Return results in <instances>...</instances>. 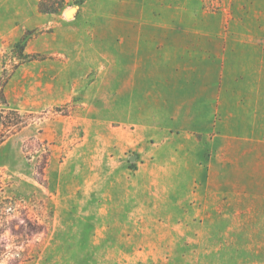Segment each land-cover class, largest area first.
Segmentation results:
<instances>
[{
    "label": "rangeland",
    "instance_id": "374dc122",
    "mask_svg": "<svg viewBox=\"0 0 264 264\" xmlns=\"http://www.w3.org/2000/svg\"><path fill=\"white\" fill-rule=\"evenodd\" d=\"M44 1L0 0V81L24 124L0 128L15 132L0 144V264H264V0ZM151 23L249 40L227 75L253 77L222 95L209 134L162 125L157 80L116 56L126 26Z\"/></svg>",
    "mask_w": 264,
    "mask_h": 264
},
{
    "label": "crops",
    "instance_id": "0c3cea01",
    "mask_svg": "<svg viewBox=\"0 0 264 264\" xmlns=\"http://www.w3.org/2000/svg\"><path fill=\"white\" fill-rule=\"evenodd\" d=\"M126 27L118 40L116 56L124 57L126 68L127 64L136 63L143 77L157 80L154 90L148 89L146 93L157 94L156 108L173 112L163 119L162 125L176 131L209 134L216 125L213 112L224 110L222 95L228 98L230 89L239 96L236 85L240 87L243 77H253L252 69L245 70L246 74L234 77L237 83L234 79L231 85L227 75L228 48L249 40L214 38V28L207 24L151 23ZM225 27L222 24L217 30L225 31ZM261 43L264 41H255L257 45ZM214 46L219 48L216 52ZM214 64L219 69L216 76L211 73V68L216 70ZM239 103L238 98L236 105Z\"/></svg>",
    "mask_w": 264,
    "mask_h": 264
},
{
    "label": "trees",
    "instance_id": "16d2710c",
    "mask_svg": "<svg viewBox=\"0 0 264 264\" xmlns=\"http://www.w3.org/2000/svg\"><path fill=\"white\" fill-rule=\"evenodd\" d=\"M39 8L41 10L50 11V8H48L44 0H39ZM4 83V81H0V107L2 108L0 111V128L5 127L9 129L14 126V131L17 132L22 128V125H24L22 115L17 109L10 107V102L4 91ZM15 132H11L9 135L3 134L0 137V144Z\"/></svg>",
    "mask_w": 264,
    "mask_h": 264
},
{
    "label": "water",
    "instance_id": "95a60500",
    "mask_svg": "<svg viewBox=\"0 0 264 264\" xmlns=\"http://www.w3.org/2000/svg\"><path fill=\"white\" fill-rule=\"evenodd\" d=\"M76 10V8H70V9H68L67 11H66V15L68 16V17H73V12Z\"/></svg>",
    "mask_w": 264,
    "mask_h": 264
}]
</instances>
